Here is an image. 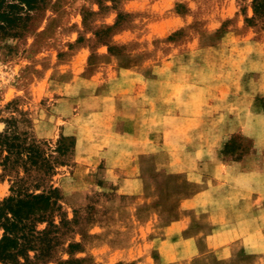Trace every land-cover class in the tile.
Listing matches in <instances>:
<instances>
[{
  "label": "rangeland",
  "instance_id": "obj_1",
  "mask_svg": "<svg viewBox=\"0 0 264 264\" xmlns=\"http://www.w3.org/2000/svg\"><path fill=\"white\" fill-rule=\"evenodd\" d=\"M5 131L75 139L46 264H264V0H45L0 38Z\"/></svg>",
  "mask_w": 264,
  "mask_h": 264
},
{
  "label": "trees",
  "instance_id": "obj_2",
  "mask_svg": "<svg viewBox=\"0 0 264 264\" xmlns=\"http://www.w3.org/2000/svg\"><path fill=\"white\" fill-rule=\"evenodd\" d=\"M44 2L0 0V38H18L30 13ZM42 145L29 143L16 131L0 133V178L13 175L9 195L0 201V264H30L31 253L34 261L46 264L53 257L60 229L54 217L66 226L61 191L51 182L63 166L61 159L74 150L75 139L61 137L54 152H46ZM43 224L46 227L39 230Z\"/></svg>",
  "mask_w": 264,
  "mask_h": 264
},
{
  "label": "crops",
  "instance_id": "obj_3",
  "mask_svg": "<svg viewBox=\"0 0 264 264\" xmlns=\"http://www.w3.org/2000/svg\"><path fill=\"white\" fill-rule=\"evenodd\" d=\"M143 95V94H142ZM141 104H139V110L141 109L142 111L144 110V107H145V104L144 103H142V102H140ZM141 114V113H140ZM140 114L138 113V116L139 117H136V118H132L131 116H128L127 118H125V114H121V116H120V119L121 120H123V121H125L126 122V127L122 130L123 132H119L121 135H123V134H128V135H130V134H133V133H135V134H142V135H145L146 134V131L144 130V125L145 124H148L149 122H146L145 120H143L142 118H140ZM149 133V132H148ZM196 198H194V199H192V201L191 202H194V200H195ZM256 203L258 204V201H256ZM256 204V205H257ZM258 206H259V204H258ZM241 207L242 206H238V205H235V211H234V214H233V217L234 218H231V219H228V218H226V217H222V216H220V217H217V216H215V215H212V218H211V220L210 221H212V222H215V223H227L228 222V224L229 223H239V222H242V217H245V219H246V222H252L253 221V219L252 218H250V216L248 217V215L247 214H245L244 216L241 214ZM219 216V215H218ZM233 226V225H232ZM177 231H179V228H178V225H177V223H173V225H171L170 227H168L166 230H165V237L167 236V239L166 240H164V241H162V242H160V247H164V244L166 243V241H169V239H172V237H174V236H176V243L175 244H178V243H180V238L179 237H177V234H175L174 236H173V234H174V232H176L177 233ZM169 234H170V236H169ZM174 239V238H173ZM236 240H237V237H234V238H232V237H230V238H227V237H225L224 238V242H223V244L224 245H228V246H231V244H233V243H235L236 242ZM171 243H173V242H171ZM223 244H218V245H216L217 246V248H220V247H223ZM157 247V246H156ZM175 248H177V245L176 246H174ZM176 252V251H175ZM178 252H180V253H182L183 251H178ZM178 252H176V253H178Z\"/></svg>",
  "mask_w": 264,
  "mask_h": 264
}]
</instances>
